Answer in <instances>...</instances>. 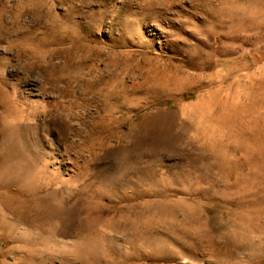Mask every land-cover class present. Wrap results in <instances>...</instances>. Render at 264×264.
Returning <instances> with one entry per match:
<instances>
[{
  "label": "rangeland",
  "instance_id": "obj_1",
  "mask_svg": "<svg viewBox=\"0 0 264 264\" xmlns=\"http://www.w3.org/2000/svg\"><path fill=\"white\" fill-rule=\"evenodd\" d=\"M0 264H264V0H0Z\"/></svg>",
  "mask_w": 264,
  "mask_h": 264
},
{
  "label": "bare ground",
  "instance_id": "obj_2",
  "mask_svg": "<svg viewBox=\"0 0 264 264\" xmlns=\"http://www.w3.org/2000/svg\"><path fill=\"white\" fill-rule=\"evenodd\" d=\"M12 120V119H11Z\"/></svg>",
  "mask_w": 264,
  "mask_h": 264
}]
</instances>
